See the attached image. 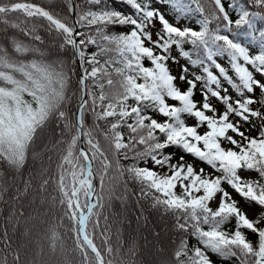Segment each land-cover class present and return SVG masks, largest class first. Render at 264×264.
Masks as SVG:
<instances>
[{
  "label": "snow or ice",
  "instance_id": "snow-or-ice-1",
  "mask_svg": "<svg viewBox=\"0 0 264 264\" xmlns=\"http://www.w3.org/2000/svg\"><path fill=\"white\" fill-rule=\"evenodd\" d=\"M0 206V264H264V0H0Z\"/></svg>",
  "mask_w": 264,
  "mask_h": 264
},
{
  "label": "trees",
  "instance_id": "trees-1",
  "mask_svg": "<svg viewBox=\"0 0 264 264\" xmlns=\"http://www.w3.org/2000/svg\"><path fill=\"white\" fill-rule=\"evenodd\" d=\"M39 2H47V0H39ZM195 17L188 21L190 26L195 25ZM235 19V16H233ZM259 28L260 25L258 24ZM258 37V33H257ZM242 42L248 43L249 40L245 37H241ZM252 47H258V45L253 42ZM199 96V94H198ZM13 209L16 207L15 204L11 205ZM25 214H27L28 206L27 202H24ZM111 213L109 216V223L111 225V241L113 244L119 242L127 248L131 244L138 246L143 245V229L138 225L137 215L138 210L135 205V197H131L126 203L121 201H116L114 205L108 210ZM106 213V214H108ZM11 213L0 206V230L7 227L9 235H13V227L10 222ZM57 222V217L54 215L52 217L51 223L55 224ZM103 223V221H101ZM67 222L62 221L61 227L57 228V231L63 237V251L57 250L53 252L48 244L47 237L44 236V232L47 230L48 225L41 222L39 227H35V232L32 240L28 242L27 247L29 249V258L33 252L36 254V259L39 261L41 258L45 261V264H79V253L74 252L75 244L72 239V233L68 231ZM24 230L23 221L20 222V227L17 231V236L19 231ZM150 239V238H149ZM253 239H255L253 237ZM99 243V239L97 240ZM190 243L194 244L195 241L192 240ZM154 251V250H153ZM43 253V256H41ZM146 259H152L151 255H148ZM214 260H217L219 264V259L213 256Z\"/></svg>",
  "mask_w": 264,
  "mask_h": 264
},
{
  "label": "rangeland",
  "instance_id": "rangeland-1",
  "mask_svg": "<svg viewBox=\"0 0 264 264\" xmlns=\"http://www.w3.org/2000/svg\"><path fill=\"white\" fill-rule=\"evenodd\" d=\"M182 23H183V21H182ZM181 62L183 63V61H181ZM173 71H174V74H176V75L179 74V69L176 68L175 66H174V68H173Z\"/></svg>",
  "mask_w": 264,
  "mask_h": 264
}]
</instances>
